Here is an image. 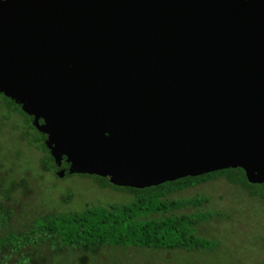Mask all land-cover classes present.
Returning a JSON list of instances; mask_svg holds the SVG:
<instances>
[{
  "label": "flooded vegetation",
  "instance_id": "flooded-vegetation-1",
  "mask_svg": "<svg viewBox=\"0 0 264 264\" xmlns=\"http://www.w3.org/2000/svg\"><path fill=\"white\" fill-rule=\"evenodd\" d=\"M127 1L139 8L0 0V103L15 105L24 137L50 167L72 166L60 178L113 191L207 175L190 187L264 190V41L250 39L246 11ZM179 163L210 170L169 180Z\"/></svg>",
  "mask_w": 264,
  "mask_h": 264
},
{
  "label": "rangeland",
  "instance_id": "rangeland-1",
  "mask_svg": "<svg viewBox=\"0 0 264 264\" xmlns=\"http://www.w3.org/2000/svg\"><path fill=\"white\" fill-rule=\"evenodd\" d=\"M19 116L9 112L0 103V143L14 163V179L24 181L27 188L15 191L5 205L13 209L12 230L39 214L49 212L81 211L86 204L105 206L110 203H127L132 193L97 187L91 179L71 176L60 178V172H74L68 168L50 167L41 158L36 147L30 144L20 129ZM8 168L7 161L1 162ZM202 195L208 201L199 208H186L178 212L190 213L214 209L223 216L211 218L197 225L200 237L218 242L216 249L184 252L151 248L114 247L103 245L95 254L82 255L64 252L53 259L54 264H262L264 263V198L257 199L237 188L227 187L215 180L190 187L170 195L182 199ZM261 200V201H260Z\"/></svg>",
  "mask_w": 264,
  "mask_h": 264
},
{
  "label": "trees",
  "instance_id": "trees-1",
  "mask_svg": "<svg viewBox=\"0 0 264 264\" xmlns=\"http://www.w3.org/2000/svg\"><path fill=\"white\" fill-rule=\"evenodd\" d=\"M7 110L17 112L8 102ZM33 144V143H31ZM0 143V264H54L53 259L64 252L95 254L103 246L151 248L164 250H214L215 240L197 235L196 227L211 218L223 216L214 209L178 212L186 208H199L208 201L206 196L170 198V195L190 188L216 175L187 178L166 183L165 186L120 188L133 195L127 203H110L105 206L86 204L81 211L49 212L39 214L12 230L13 209L5 205L24 181L14 179V163ZM2 161L9 163L3 170ZM48 166L47 170H49ZM219 174V173H217ZM249 195L264 197L259 187H246Z\"/></svg>",
  "mask_w": 264,
  "mask_h": 264
},
{
  "label": "water",
  "instance_id": "water-1",
  "mask_svg": "<svg viewBox=\"0 0 264 264\" xmlns=\"http://www.w3.org/2000/svg\"><path fill=\"white\" fill-rule=\"evenodd\" d=\"M104 8H109L112 5H114V8H123V7H132V8H139L138 5H130L129 6V2L127 0H113V2H110L112 0H104ZM115 1L117 3H115ZM131 1V0H130ZM136 3V0H133ZM184 2H188V0H182ZM225 3L229 4L228 6H232L233 8H237L240 9V11L242 10L243 12H245V16L247 17V19L249 20V24L248 25V35H250V39L251 40H257V41H264V0H224ZM185 3V4H186ZM147 7V6H142V8ZM148 7L150 8L151 5H148ZM137 18H140L142 16H139V14H136ZM155 15H151V19L153 22ZM156 18V17H155ZM251 115V116H250ZM250 118L249 120H251V117L253 116L252 114H249ZM254 118V116H253ZM256 128V127H254ZM252 148V147H251ZM253 148H256V146L254 145ZM249 149V150H255V149ZM78 167L80 169L84 168L82 163H78ZM183 167V165L181 163L176 164L175 165V169L176 172L173 173L175 175L172 174H167V178L169 180L175 178L176 176H180L182 174H186V172L188 171H192V172H201V171H206V170H210V167H206V166H201L199 167V169H184L181 168ZM253 168V167H252ZM254 169V168H253ZM252 169V170H253ZM83 170V169H82ZM132 175L129 176L130 179L133 181V183L136 184V186H143L142 185H138L136 182V180L134 178L136 177H140L143 176V174L148 175L145 171L143 173H141L140 169L135 167L132 169ZM156 174V173H153ZM150 175V174H149ZM159 175H152L150 179H148V182L154 180V179H159ZM135 188H144V187H135Z\"/></svg>",
  "mask_w": 264,
  "mask_h": 264
}]
</instances>
